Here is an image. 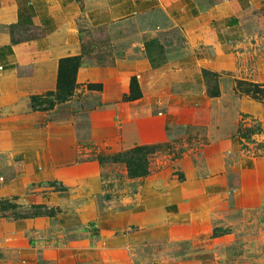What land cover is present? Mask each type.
Wrapping results in <instances>:
<instances>
[{"label":"rangeland","instance_id":"rangeland-1","mask_svg":"<svg viewBox=\"0 0 264 264\" xmlns=\"http://www.w3.org/2000/svg\"><path fill=\"white\" fill-rule=\"evenodd\" d=\"M129 1H92L95 21H79L86 55H77L81 67L116 62L120 41L111 42L105 20L97 16L101 9L110 15L112 4L115 12L121 10ZM137 3L129 18L139 22L140 33L145 31L144 71L141 79L131 78L129 92L116 102L119 113L107 105L102 84H78L79 70L71 73L73 94L57 101L60 64L54 90L15 102L14 93L0 91V219L18 232L50 220L39 233H30L31 239L59 233L60 242L79 244L76 264H88L95 251L107 255L104 262L115 261L118 247L112 248V241L146 233L154 219L169 228L163 231L167 236L131 239L123 250L119 247V261L264 264V204L246 209L259 197L243 193L264 186L258 170L264 101L245 94L240 85L264 84V0ZM34 16L6 26L13 44L43 36ZM136 26L129 25V41ZM124 45L122 55L127 50L137 59L131 45ZM11 47H0V71L12 65L5 60ZM33 99L52 100L53 106H35ZM36 127L41 134L35 136ZM140 146L151 147L148 173L134 178L122 155ZM189 166L196 172L191 178ZM187 185L199 189L187 191ZM204 186L212 190L203 193ZM175 192L178 200L172 199ZM192 199L198 208L209 209L207 234H197L201 210ZM260 200L264 203V194ZM177 201L183 204L176 219L171 212ZM171 225L179 238L169 235ZM111 250L112 256L106 254ZM40 257L42 264H57ZM70 260L67 256L65 264Z\"/></svg>","mask_w":264,"mask_h":264},{"label":"crops","instance_id":"crops-1","mask_svg":"<svg viewBox=\"0 0 264 264\" xmlns=\"http://www.w3.org/2000/svg\"><path fill=\"white\" fill-rule=\"evenodd\" d=\"M92 1L93 0H0V47H9L12 46L10 57H6L5 60L9 61L12 65L9 68L2 69L0 71V91L2 93H14L12 100L13 102L20 99V97L29 96L31 93H43L45 91L54 90L57 85V77L59 72V64L61 59L69 56L81 55L86 58L84 54V40L80 33L79 21L83 17H87L89 22L93 23L95 21V14L92 11ZM140 1V0H139ZM138 0H131L128 4H122L121 10H114V5L109 6V12L106 10L105 15L102 13V9L99 12L97 19L105 20L104 24L107 26V31L111 42L120 41L121 52L116 54V62L113 64H89L85 63L78 71V84H88V83H100L103 85L104 98L108 106L110 103L114 105L116 113H119L117 110L116 102L124 96V93L129 92L130 80L133 76H137L138 79H141L143 75H140L144 69L142 66L144 62L145 54V31L140 33L138 30L139 22L134 20L132 17L135 12L132 8L138 6ZM149 0H145L147 2ZM156 2V0H150ZM142 2V1H141ZM144 3V2H142ZM128 11V12H127ZM122 13L118 18H114L113 15ZM35 15V20L40 21L41 31H44L43 36L39 38H23L18 42V44H13V33L6 29L7 25H13L18 22L20 19L25 16ZM106 16V17H105ZM136 18V17H135ZM110 19V20H108ZM135 25L137 33L134 38L128 40L129 36V25ZM134 29V28H133ZM131 45L132 52L135 50L137 59H133V55L130 56L127 53V50L124 55L125 45ZM29 51H34L33 54H30ZM142 64V65H141ZM12 97V95H11ZM104 101V102H105ZM137 102V101H135ZM128 106V112L131 111L130 104L124 105ZM124 107V108H125ZM124 110V109H123ZM127 112V110H126ZM39 118L35 119L37 122ZM43 126V125H42ZM42 128V127H40ZM33 134L36 136L41 134L39 127H36L33 130ZM45 133L47 132L44 131ZM264 134V130L262 131ZM264 138V137H263ZM264 144V139L263 142ZM264 149V147H263ZM263 157H261V166L258 170L263 171L264 173V150ZM189 178L196 175L195 170L189 166L186 171ZM189 185H187L188 187ZM260 187V186H259ZM258 187V188H259ZM198 190L199 188H194ZM192 186H189L187 191L194 190ZM194 192H197V191ZM208 190H212L211 186H204L202 192L205 193ZM243 192V191H242ZM198 193V192H197ZM245 194H254L257 195L259 199H254L250 201L249 205H244L248 210H253L255 207L262 206L264 204L260 198L264 194V186L256 192L244 191ZM261 194V195H260ZM174 200L179 199L178 193H172ZM193 204L195 208H198V200L194 201ZM165 201V200H164ZM182 202L177 201L175 203V211H172V215H175L176 219L182 212ZM201 211L200 223L197 225V234L205 233L209 231L208 219H210L209 209L198 208ZM208 212V213H207ZM154 222H150L147 226V232L144 234H139L137 237L131 235H121L115 238L111 243V247L117 246V251L114 258L115 261L107 258V255L102 254L98 256V253L95 251L88 261V264H131L130 261H119V247L123 250L131 239L143 242V240H150L152 238H164L167 235L163 233L166 229L162 227V223L157 224L158 220L154 219ZM50 220H42V225H36L34 228H27L23 232L11 231L9 223H4L0 219V264H42L41 257L43 256L44 260L48 262L57 261V264H65L67 256H70L72 264H76L77 254L81 248L78 244H68L61 238L59 233L49 235V237L33 240L31 235L34 233H39L40 227H48L50 225ZM53 222V221H52ZM177 222V220H176ZM9 226V228H8ZM160 226V227H159ZM171 225V230L169 235L172 238H179L181 235H177L176 231ZM176 226V224H174ZM153 227V228H151ZM159 228H161L159 230ZM47 231V228L44 229ZM264 230V227H263ZM31 233V235H30ZM192 237V235H188ZM68 249V250H67ZM114 253L107 252L106 254ZM76 256V258H75ZM40 257V258H39ZM95 257V258H94ZM67 264V263H66ZM173 264V263H172ZM177 264H186V263H177ZM189 264V263H188ZM192 264H195L194 262Z\"/></svg>","mask_w":264,"mask_h":264},{"label":"trees","instance_id":"trees-1","mask_svg":"<svg viewBox=\"0 0 264 264\" xmlns=\"http://www.w3.org/2000/svg\"><path fill=\"white\" fill-rule=\"evenodd\" d=\"M81 67L80 56H73L69 58L62 59L60 62V73L58 80V91L56 95V100L60 101L66 99L73 94L76 88V80L71 77V73L77 74V71ZM241 90L245 94L252 95L254 98L264 101V84H249L242 83ZM63 96H62V95ZM35 106L42 107L44 104L47 106H53V101H44L41 99H33ZM151 147L140 146L124 153L123 159L127 165L129 174L131 177L139 178L146 176L148 173V155Z\"/></svg>","mask_w":264,"mask_h":264}]
</instances>
